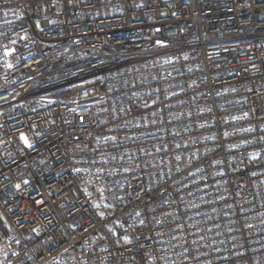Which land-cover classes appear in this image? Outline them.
Instances as JSON below:
<instances>
[{
    "label": "built area",
    "instance_id": "obj_1",
    "mask_svg": "<svg viewBox=\"0 0 264 264\" xmlns=\"http://www.w3.org/2000/svg\"><path fill=\"white\" fill-rule=\"evenodd\" d=\"M0 264H264V0H0Z\"/></svg>",
    "mask_w": 264,
    "mask_h": 264
}]
</instances>
